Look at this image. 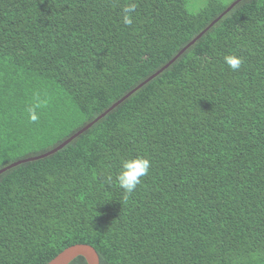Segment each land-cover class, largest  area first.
Wrapping results in <instances>:
<instances>
[{
	"label": "trees",
	"instance_id": "16d2710c",
	"mask_svg": "<svg viewBox=\"0 0 264 264\" xmlns=\"http://www.w3.org/2000/svg\"><path fill=\"white\" fill-rule=\"evenodd\" d=\"M235 1L0 0V171L59 147L179 55L62 150L0 175V264L78 244L100 264H264V0L191 44ZM128 156L152 167L125 201Z\"/></svg>",
	"mask_w": 264,
	"mask_h": 264
},
{
	"label": "clouds",
	"instance_id": "9594fccd",
	"mask_svg": "<svg viewBox=\"0 0 264 264\" xmlns=\"http://www.w3.org/2000/svg\"><path fill=\"white\" fill-rule=\"evenodd\" d=\"M136 11V4L129 2L122 10V23L125 26H131L133 23L132 14ZM224 64L228 70L237 72L241 70L244 59L236 54H227L223 57ZM36 107H39L37 105ZM36 107H29L27 109V116L30 122L35 123L39 120ZM152 167L151 160L144 156H128L122 158L120 161V168L115 176L120 189L124 193V200L127 201L129 197L136 191L137 187L142 184L144 177L149 175ZM107 179L112 180V176L108 175Z\"/></svg>",
	"mask_w": 264,
	"mask_h": 264
},
{
	"label": "water",
	"instance_id": "95a60500",
	"mask_svg": "<svg viewBox=\"0 0 264 264\" xmlns=\"http://www.w3.org/2000/svg\"><path fill=\"white\" fill-rule=\"evenodd\" d=\"M241 1H243V0H236L235 2H233L228 7V9L218 19H216L207 29H205L204 32H202L197 37V39L194 40L191 44H194L198 39H200L211 27H213L217 22H219L226 14H228ZM188 47H186L183 50V52L186 51ZM178 57H179V55L176 56L170 63H168L160 71H158L152 77H150L147 81H145L144 83H142L141 85H139L138 87H136L135 89H133L125 97H123L118 102H116L110 109H108L105 113H103L95 121H93L92 123H90L89 125H87L84 129H82L81 131H79L77 134H75L73 137H71L68 141H66L65 143H63L59 147L55 148L54 150H52V151H50V152H48V153H46V154H44L42 156L15 162V163L7 166L3 170H1L0 171V175L4 174L6 171H9V170H11V169H13V168L21 165V164H25V163H29V162H32V161L41 160V159H44L46 157H49L51 155L56 154L57 152H59L60 150H62L66 145H68L73 139H75L80 134L84 133L86 130H88L94 124H96L100 119H102L108 113H110L111 111H113L117 106H119L121 103H123L125 100H127L130 96H132L135 92H137L139 89H141L144 85H146L148 82L152 81L157 76H159L164 70H166L167 68H169L176 61V59H178ZM78 257H83L86 260L87 264H100V258H99L98 253L96 252V250L92 246L87 245V244H78V245H74V246H71V247L65 249L63 252H61L59 255H57L48 264H70L71 262H73Z\"/></svg>",
	"mask_w": 264,
	"mask_h": 264
},
{
	"label": "rangeland",
	"instance_id": "374dc122",
	"mask_svg": "<svg viewBox=\"0 0 264 264\" xmlns=\"http://www.w3.org/2000/svg\"><path fill=\"white\" fill-rule=\"evenodd\" d=\"M208 0H189L188 9L191 12L200 10ZM226 3H230L231 0H225Z\"/></svg>",
	"mask_w": 264,
	"mask_h": 264
}]
</instances>
